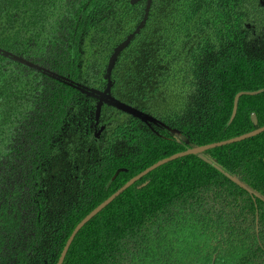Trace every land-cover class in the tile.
Returning a JSON list of instances; mask_svg holds the SVG:
<instances>
[{
	"label": "trees",
	"instance_id": "1",
	"mask_svg": "<svg viewBox=\"0 0 264 264\" xmlns=\"http://www.w3.org/2000/svg\"><path fill=\"white\" fill-rule=\"evenodd\" d=\"M144 7L0 0V264H56L131 178L264 127V0H152L110 95L154 123L103 105L96 125L97 100L77 88L104 90ZM202 156L123 192L62 264H264V133Z\"/></svg>",
	"mask_w": 264,
	"mask_h": 264
},
{
	"label": "water",
	"instance_id": "2",
	"mask_svg": "<svg viewBox=\"0 0 264 264\" xmlns=\"http://www.w3.org/2000/svg\"><path fill=\"white\" fill-rule=\"evenodd\" d=\"M140 1H144L145 2V7H144V13H143V17L141 19V21L139 22V24L137 25V27L134 29V31L129 34L124 41H122L118 46H116L112 52V54L109 57L107 66H106V70H105V75H104V81L106 82V86L104 88V90L101 93H89L87 91L81 90L80 88H77V90L88 94L89 96L95 98L97 100L96 105H95V123L97 125L98 123V119H99V115H100V111H101V107L103 105H109L121 112L127 113L131 116H134L136 118L142 119L145 122H150V123H154V121L138 114L137 112H135L134 110L130 109L129 107L120 104L119 102H117L114 98L111 97L110 95V91H111V80H110V76H111V72L117 62V59L119 57V55L121 54V52H123V50H125L129 44L131 43V41L133 40V38L139 34L140 30L144 27L148 14H149V10L151 7V3L152 0H131V5L140 2ZM6 56V55H4ZM15 60V59H13ZM16 62L23 64L26 67L32 68L34 70L39 71L38 69H35L33 67H31L30 65L24 64L19 60H15ZM45 74V73H44ZM47 75V74H46ZM69 86H72L69 83H66ZM76 88V87H75ZM257 93H247L246 95H256ZM243 94H238L235 99H234V105H233V111H232V116L231 119L234 118L235 113H236V106H237V102L239 97H241ZM251 122L254 126L257 125V119L256 116L254 114L251 115ZM102 130V128H101ZM100 132H98L96 134V136H98ZM264 133V127L261 128H257L249 133H246L244 135H241L239 137L233 138V139H229L226 141H222V142H218V143H214V144H210V145H206V146H202V147H197L194 149H189L187 151L172 155L168 158H165L161 161H158L157 163L151 165L150 167H148L147 169H145L143 172H141L140 174L136 175L135 177L131 178L129 181H127L122 187H120L116 192H114L110 197H108L105 201H103L100 205H98L94 210H92L87 216H85L74 228V230L72 231V233L70 234L69 238L67 239L63 250L60 254V257L57 261L56 264H62L65 256L68 252V249L70 247V245L72 244L75 236L77 235V233L89 222L91 221L94 217H96L101 211H103L108 205H110L116 198H118L123 192H125L127 189H129L131 186H133L135 183L139 182L142 178H144L145 176H147L148 174H150L151 172L155 171L156 169L170 163L173 162L177 159H181L184 157H188V156H198L199 159H201L202 161H206V159L202 156V154L206 151L209 150H213L215 148H220V147H224V146H228L231 144H236V143H240L243 142L245 140L254 138L260 134ZM226 175V174H225ZM231 181L235 182V180L231 177H229L228 175H226ZM237 183V182H236Z\"/></svg>",
	"mask_w": 264,
	"mask_h": 264
}]
</instances>
